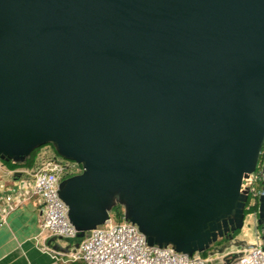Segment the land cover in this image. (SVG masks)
I'll use <instances>...</instances> for the list:
<instances>
[{
    "label": "water",
    "instance_id": "95a60500",
    "mask_svg": "<svg viewBox=\"0 0 264 264\" xmlns=\"http://www.w3.org/2000/svg\"><path fill=\"white\" fill-rule=\"evenodd\" d=\"M44 145L82 167L58 190L78 238L117 203L148 245L233 240L264 145V0H0V161ZM257 225L264 250V193Z\"/></svg>",
    "mask_w": 264,
    "mask_h": 264
},
{
    "label": "built area",
    "instance_id": "2783aa9c",
    "mask_svg": "<svg viewBox=\"0 0 264 264\" xmlns=\"http://www.w3.org/2000/svg\"><path fill=\"white\" fill-rule=\"evenodd\" d=\"M81 165L59 157L54 152L42 155L34 169L18 168L15 172L16 190L3 207V218L10 210L24 200L37 199L41 203L40 234L59 239H73L77 231L69 221L68 207L58 194L59 183L67 175L80 173ZM256 170V169H255ZM246 178L241 191L247 194L249 203L257 204L264 188H256L254 181L261 175L258 169ZM247 204V203H246ZM258 209V208H257ZM47 253L53 251L42 245ZM236 254V256H234ZM80 264H219L220 258L208 254L193 253L191 256L177 252L170 246L148 245L146 237L136 225L123 220L115 222L109 214L105 222L85 233L77 247L65 254ZM230 258L220 264H264V250L258 239L256 242L239 247L237 252L227 254Z\"/></svg>",
    "mask_w": 264,
    "mask_h": 264
},
{
    "label": "crops",
    "instance_id": "0c3cea01",
    "mask_svg": "<svg viewBox=\"0 0 264 264\" xmlns=\"http://www.w3.org/2000/svg\"><path fill=\"white\" fill-rule=\"evenodd\" d=\"M39 152L32 170L40 159ZM17 169H9L0 161V264H80L67 257L79 239H59L40 234L41 203L31 198L12 208L3 218V207L16 190ZM47 245L53 253L40 249Z\"/></svg>",
    "mask_w": 264,
    "mask_h": 264
},
{
    "label": "rangeland",
    "instance_id": "374dc122",
    "mask_svg": "<svg viewBox=\"0 0 264 264\" xmlns=\"http://www.w3.org/2000/svg\"><path fill=\"white\" fill-rule=\"evenodd\" d=\"M39 153L40 157H42V155H51L53 153V148L49 145L42 146L41 148H39ZM258 239H261V233H259V229L257 227V215L255 214V212H250L245 215L244 225L238 231L234 239L231 242H219L214 244V250H216L217 252L210 254L212 256H218L220 258L219 264L225 263L230 258V256L227 255L228 253L237 252L239 246L242 247L250 245L256 242ZM237 244L240 245L238 246ZM214 264H216V262H214Z\"/></svg>",
    "mask_w": 264,
    "mask_h": 264
},
{
    "label": "trees",
    "instance_id": "16d2710c",
    "mask_svg": "<svg viewBox=\"0 0 264 264\" xmlns=\"http://www.w3.org/2000/svg\"><path fill=\"white\" fill-rule=\"evenodd\" d=\"M38 152H39V148L34 150L31 153L30 157L26 160V162L23 165H18L17 163H15V162H13L11 160L10 161H1V162H2L3 165H5L6 167H8L9 169H12V170L18 169V168H31V167H33V165H34V163L36 161V157H37ZM53 152L56 155V152L54 150H53ZM263 158H264V145L262 146L261 152L259 154L258 162H257V165H256V170H258V169L262 170ZM256 170H255V172H256ZM69 176H71V175L69 174L66 177H69ZM246 182H247V179H243V185H245ZM253 183L256 186V188H264L263 175L262 176L260 175ZM257 208H258L257 204L249 203V200H247V204H246V207H245V215L250 213V212H255V214L257 215ZM109 214H110V216L112 217V219L115 222H120V221L124 220V209H123V206L120 205V204H117V203L114 204L112 206V208L110 209ZM257 227L259 229V233H261L260 226L257 225ZM238 231L239 230L235 231L233 234H235V236H236ZM76 238L79 239V240L81 239V238H78V237H76ZM227 240H229V239H227ZM220 242L224 243L225 241H220ZM216 243H219V242H214L208 250H206L204 252H201L200 254L206 256V255H208L210 253L217 252L216 250H214L215 247H213V245L216 244ZM237 245L239 246L240 244H237Z\"/></svg>",
    "mask_w": 264,
    "mask_h": 264
},
{
    "label": "flooded vegetation",
    "instance_id": "af4514ba",
    "mask_svg": "<svg viewBox=\"0 0 264 264\" xmlns=\"http://www.w3.org/2000/svg\"><path fill=\"white\" fill-rule=\"evenodd\" d=\"M230 232H228L227 234H229ZM233 235V239L235 237V234H232ZM220 241H225V242H231V240H227L226 238H221V239H218L216 242H220Z\"/></svg>",
    "mask_w": 264,
    "mask_h": 264
}]
</instances>
